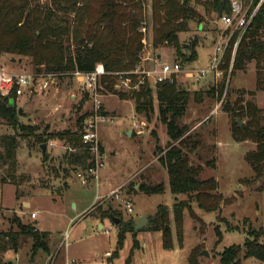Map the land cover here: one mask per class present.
I'll list each match as a JSON object with an SVG mask.
<instances>
[{
	"label": "rangeland",
	"instance_id": "obj_1",
	"mask_svg": "<svg viewBox=\"0 0 264 264\" xmlns=\"http://www.w3.org/2000/svg\"><path fill=\"white\" fill-rule=\"evenodd\" d=\"M203 1L191 0L196 17L189 22L188 31L179 36L181 44H190L193 39L197 42L199 62H193V67L208 65L213 45L222 34L216 24L218 13L207 12L201 5ZM34 3L46 6L49 1L35 0ZM144 16L143 55L159 56L161 62L176 60L178 56L173 47L152 46L149 0L144 4ZM0 61L12 72L33 71L25 58L4 56ZM173 82L189 94L177 122L187 128L184 136H190L184 152L200 181H215L214 193L223 198L219 211H203L186 195L170 193L166 169L158 159L170 141L159 117L155 86H151L152 110L138 114L134 100L128 97L129 91L125 87L114 88L118 79L108 86L100 79V110L108 121L98 124L101 166L86 185L76 176L78 172L85 175L84 170L64 163L65 147L60 141L47 142L44 160L33 139H19L14 180L0 162V232L17 230L19 220L21 224L48 233V253L41 250L32 257L29 240L16 253L4 254L2 260L12 264H48L56 253L57 263L68 257L81 264H126L128 258L130 264H221L219 253L232 245L242 246L249 232L264 230V191L260 190L264 173L255 180L245 160V154L254 150L255 144L250 140L236 142L232 137L233 123L238 126L241 121L239 127H242L248 118H236L225 110L226 105L229 109L243 107L246 101L253 102L256 95V103L263 110L260 124L264 125V90L256 88L254 64L235 72L224 82L222 74L215 76L213 73L198 82L183 76ZM88 97V92L72 74L59 77L46 93L19 97L15 100V109L21 107L24 112V116L18 117L19 127L14 130L0 119V154L3 152L2 137L21 134L20 126L34 128L39 134L76 130L80 117L85 116V123L92 111ZM130 130L134 133L129 136L126 132ZM159 183L163 186L162 193L139 191L140 184L155 186ZM116 187L117 190L110 193ZM127 199L132 203L131 212H127L124 205ZM175 204L183 205L179 236L172 213ZM160 206L168 211L170 249L163 248L161 231L146 229L148 217ZM35 211L36 218H30V213ZM140 217L145 218L146 223L134 232L133 226ZM112 218L119 222L114 224ZM128 225L132 229L124 233L118 248V236ZM65 233L67 245L62 242ZM202 251L207 256L201 255ZM105 252H110V257H105ZM241 264L264 262L247 258L241 259Z\"/></svg>",
	"mask_w": 264,
	"mask_h": 264
},
{
	"label": "trees",
	"instance_id": "obj_2",
	"mask_svg": "<svg viewBox=\"0 0 264 264\" xmlns=\"http://www.w3.org/2000/svg\"><path fill=\"white\" fill-rule=\"evenodd\" d=\"M41 6L35 0H0V59L9 56L28 59L33 72L41 71L68 76L74 72L90 73L100 64L105 74L102 82L108 86L113 83V74L129 72L140 62L144 44L141 28L146 26L144 4L148 0H48ZM152 26V46H171L175 49L176 60L181 64H190L196 60L195 39L190 44L179 43L180 34L189 29V22L195 19L196 11L190 5L191 0H149ZM201 4V3H200ZM207 12L228 13L227 0H204L201 4ZM228 35V33H227ZM238 32L229 39L219 69L222 81L231 78L235 72L244 71L253 63L257 90H264V3L252 22L239 38L236 48H232ZM223 86L220 88V95ZM152 90L142 86L139 91H129L135 102L136 113L152 110ZM156 99L159 103V117L166 126L169 138L167 149L159 156V161L166 169L170 193L186 195L199 209L217 212L223 201L221 195L214 193V180L200 181L197 170L189 162L184 149L189 142L185 126L178 125V119L184 112L188 92L180 89L175 82H164L155 86ZM253 95L252 92H247ZM125 98V95H122ZM13 101L10 106L9 101ZM236 118L247 117L248 121L239 127L234 122L232 137L236 142L250 140L255 149L245 154V160L259 179L264 173V125L260 124L262 109L254 102L246 101L243 107L225 106ZM18 113L15 109V96L0 97V119L6 121L14 130L19 127ZM81 116L76 130L37 133L34 128L20 126L21 134L3 136L0 154L1 165L7 174L15 179L16 151L19 139L31 138L40 147L49 140L60 141L66 148L62 158L73 169L94 166V158L88 147L82 142L83 123ZM40 149V148H39ZM46 153L42 156L44 160ZM264 191V182L260 186ZM139 191L145 194L162 193L161 183L150 186L139 185ZM183 205L175 204L172 208L177 235L182 233ZM193 215V214H192ZM17 230L0 232V264H12L2 260L9 251L17 252L27 241L31 242L32 257L38 251L48 253V233L37 231L32 225H24L17 220ZM132 226H124L118 236L120 248L126 231ZM146 229L162 232V246L171 248L168 211L160 206L157 212L148 217ZM262 240H259V238ZM132 255V251L130 252ZM254 258L264 262V230L249 232L242 246L232 245L219 253L221 264H240L241 259ZM126 264H130L129 258ZM191 264H197L191 262Z\"/></svg>",
	"mask_w": 264,
	"mask_h": 264
},
{
	"label": "built area",
	"instance_id": "obj_3",
	"mask_svg": "<svg viewBox=\"0 0 264 264\" xmlns=\"http://www.w3.org/2000/svg\"><path fill=\"white\" fill-rule=\"evenodd\" d=\"M229 6L228 13L218 14L216 24L221 30V36L213 45L208 65L203 68H196L188 64H181L177 61L161 62L158 58H149L142 54L140 62L129 72H116L113 74L114 79H118V84L113 85L116 90L127 89L128 91H139L142 86H156L164 82H173L178 76L185 79L198 82L204 79L207 74L213 73L220 76L222 73L219 66L222 62L224 53L228 47L230 36L234 32H238L237 39L233 45V52L237 42L245 30L252 22L254 16L264 3V0H227ZM228 33V35H227ZM224 37V40H223ZM144 44V41H142ZM105 74L103 66L98 64L90 73L74 72L72 75L76 78L77 83L89 94L92 111L88 120L83 125L82 142L85 144L94 158V166L84 170L85 175L81 172L76 174L82 185H86L89 177L96 175L97 170L101 166L99 162V140H98V124L108 121V118L101 112V97L99 80ZM62 74L44 72H12L9 71L0 61V97L15 96V100L22 96H31L32 94H42L54 86L57 79ZM66 150V148H65ZM127 212L132 211V203L130 199L124 201ZM37 212L30 213V218L34 219ZM67 233L63 236L62 242L66 243ZM67 245V243H66ZM110 252L104 254L110 257ZM48 264H81L68 257H65L61 263H57L56 253L52 255Z\"/></svg>",
	"mask_w": 264,
	"mask_h": 264
},
{
	"label": "water",
	"instance_id": "obj_4",
	"mask_svg": "<svg viewBox=\"0 0 264 264\" xmlns=\"http://www.w3.org/2000/svg\"><path fill=\"white\" fill-rule=\"evenodd\" d=\"M150 89H151V87L148 86L147 87V90H150ZM9 104H10V106H12L13 105V101L10 100L9 101ZM17 113H18L19 116H24V112H23V109L21 107L17 108ZM241 124H242V122L241 121H238V126H241ZM126 134L130 136L131 135V132L130 131H127ZM39 148H40L41 153L43 155L47 151V144H42ZM112 220H113V223L114 224H117L119 222V220L118 219H115V218H112ZM145 223H146L145 218L140 217L138 219V222L133 226L134 232H137L139 229H142L144 227ZM201 255L207 256V253L205 251H202L201 252Z\"/></svg>",
	"mask_w": 264,
	"mask_h": 264
},
{
	"label": "crops",
	"instance_id": "obj_5",
	"mask_svg": "<svg viewBox=\"0 0 264 264\" xmlns=\"http://www.w3.org/2000/svg\"><path fill=\"white\" fill-rule=\"evenodd\" d=\"M201 28H199V30H200ZM197 48L198 47H195V51H196V55H197V58H196V60L194 61V62H199V60H198V52H197ZM210 57V56H209ZM208 57V58H209ZM209 61V60H208ZM189 66H192L193 67V62L192 63H190V64H188ZM196 68H203V67H196ZM247 94V93H246ZM253 98H254V103H255V105L258 107V105H257V103H256V95H254L253 96ZM259 108V107H258ZM261 109V108H260ZM130 132H131V135H133V133H134V130H130ZM137 133H139V132H137ZM117 190V187L116 188H114V189H112L111 191H110V193H112V192H114V191H116ZM36 212V211H35ZM32 213V212H31ZM36 218V217H35ZM34 218V219H35ZM99 224V226L100 227H103L104 228V225H102V224H100V223H98ZM8 253V252H7ZM106 253V252H105ZM247 259V258H246ZM240 264H241V261H240Z\"/></svg>",
	"mask_w": 264,
	"mask_h": 264
}]
</instances>
